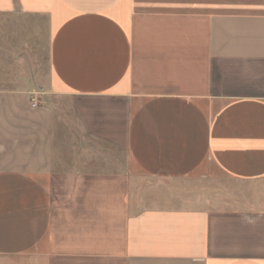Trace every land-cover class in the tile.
<instances>
[{
  "label": "crops",
  "instance_id": "0c3cea01",
  "mask_svg": "<svg viewBox=\"0 0 264 264\" xmlns=\"http://www.w3.org/2000/svg\"><path fill=\"white\" fill-rule=\"evenodd\" d=\"M0 264H264V0H0Z\"/></svg>",
  "mask_w": 264,
  "mask_h": 264
},
{
  "label": "rangeland",
  "instance_id": "374dc122",
  "mask_svg": "<svg viewBox=\"0 0 264 264\" xmlns=\"http://www.w3.org/2000/svg\"><path fill=\"white\" fill-rule=\"evenodd\" d=\"M178 186V194L181 193H185L186 190H181V189H187L186 193H192L194 192V190L196 189H201L204 188L203 186H208V187H212L213 189H216L219 186H224V187H229L231 186V183L229 181H225V180H221V181H215L213 183H207L204 181H200V182H179V183H175ZM174 183H170V188L171 187H175ZM191 190V191H190Z\"/></svg>",
  "mask_w": 264,
  "mask_h": 264
}]
</instances>
